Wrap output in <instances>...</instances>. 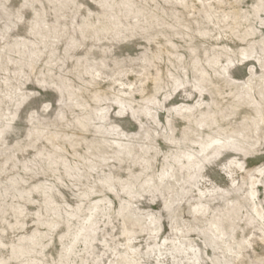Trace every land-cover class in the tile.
Returning a JSON list of instances; mask_svg holds the SVG:
<instances>
[{
	"label": "rangeland",
	"instance_id": "374dc122",
	"mask_svg": "<svg viewBox=\"0 0 264 264\" xmlns=\"http://www.w3.org/2000/svg\"><path fill=\"white\" fill-rule=\"evenodd\" d=\"M0 264H264V0H0Z\"/></svg>",
	"mask_w": 264,
	"mask_h": 264
}]
</instances>
